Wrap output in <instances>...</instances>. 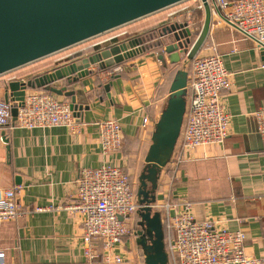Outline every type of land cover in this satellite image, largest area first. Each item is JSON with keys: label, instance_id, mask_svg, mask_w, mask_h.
<instances>
[{"label": "crops", "instance_id": "0c3cea01", "mask_svg": "<svg viewBox=\"0 0 264 264\" xmlns=\"http://www.w3.org/2000/svg\"><path fill=\"white\" fill-rule=\"evenodd\" d=\"M197 5L195 0L193 6L172 7L165 14L162 11L148 16L35 62L17 75L29 79L52 72L91 53L95 43L119 35L149 40L150 48L145 53L107 71L99 72L97 66H91L92 75L69 87L77 91V103L84 107L76 118L75 130H30L14 125L0 129V192L17 186L16 177H20L18 200L28 211L20 219L0 223V251L5 253L6 264H83V217L66 209L74 201L75 183L83 168L104 164L122 166L130 175L142 172L172 82L184 67L171 65L167 56L164 62L160 60L162 52L155 46L159 40L154 29L169 22H188L195 34V28L202 30L205 21V11L198 10ZM184 8L188 10L182 12ZM174 12L178 14L170 17ZM211 53L222 57L230 74L231 87L221 99L231 117L229 136L224 145L198 147L184 160L176 149L161 171L156 209L189 201L197 220L245 231V253L264 261V139L258 133L256 119L264 106V53L215 13L209 35L198 52L200 56ZM4 93L5 87L0 98ZM55 96L71 102L65 96ZM111 119L121 124L123 146L119 152L105 156L99 125ZM3 132L8 145L2 140ZM37 208L46 210L36 212ZM127 223L132 233L117 245V252L124 264H145L137 236L139 218L134 214Z\"/></svg>", "mask_w": 264, "mask_h": 264}, {"label": "built area", "instance_id": "2783aa9c", "mask_svg": "<svg viewBox=\"0 0 264 264\" xmlns=\"http://www.w3.org/2000/svg\"><path fill=\"white\" fill-rule=\"evenodd\" d=\"M203 1L196 0L198 10H204ZM205 1L212 14L220 15L221 20L252 39L258 49L264 50V0ZM177 14L171 13L170 17ZM189 64L192 73L188 78L187 109L175 148L180 160L198 147L224 145L230 130L231 117L221 99L223 92L230 89L231 80L222 57L216 53L197 54ZM27 80L10 75L4 83ZM12 108V102L0 98V129L13 125ZM256 119L258 133L264 139V106L256 113ZM147 123L145 118L144 125ZM14 126L30 130L63 127L73 131L77 124L69 103L58 100L55 94L44 89H35L27 90ZM99 126L103 154L109 156L119 152L123 146L120 122L111 119ZM75 186L74 201L66 209L83 217V264H124L117 245L132 233L127 220L139 208L131 175L122 166L114 164L86 167L81 170ZM20 192L18 185L0 192V223L15 221L28 213L19 203ZM159 209L168 264H264L263 260L245 253V231H231L217 227L212 221L197 220L191 202L169 203ZM45 210L35 209L36 212ZM5 258V253L0 251V264H6Z\"/></svg>", "mask_w": 264, "mask_h": 264}, {"label": "water", "instance_id": "95a60500", "mask_svg": "<svg viewBox=\"0 0 264 264\" xmlns=\"http://www.w3.org/2000/svg\"><path fill=\"white\" fill-rule=\"evenodd\" d=\"M186 1L189 0H0V77ZM203 2L205 21L194 42L188 22H169L154 29L159 40L156 47L162 52L160 60L164 62L167 56L171 65L183 64L184 67L172 82L167 105L155 127L146 165L138 177L139 208L135 214L139 218L137 236L145 264H168L162 217L156 209V193L161 171L172 160L184 123L189 78L187 65L209 35L212 11L209 3ZM125 37L123 34L93 45L91 53L85 57L52 72L5 85L4 100L12 102L13 125L27 90L35 89L70 99V108L78 118L84 107L77 103V91L69 90V87L83 83L92 75L91 66H97L99 72L111 70L150 48L146 38ZM57 84H61L60 87ZM111 85L106 87L107 91ZM2 140L9 144L5 132ZM7 150L10 151L9 146ZM21 184V178L16 177V185Z\"/></svg>", "mask_w": 264, "mask_h": 264}, {"label": "rangeland", "instance_id": "374dc122", "mask_svg": "<svg viewBox=\"0 0 264 264\" xmlns=\"http://www.w3.org/2000/svg\"><path fill=\"white\" fill-rule=\"evenodd\" d=\"M183 5H191V6H193V5H195V0H189V1H186V2H183V3H181V4H178V5H176V6H174V7H176V8H180V7H182ZM172 8V9H176V8ZM171 9V10H172ZM169 11V9L168 10H165V11H163L162 13H167ZM195 30H196V33L193 35V40L196 38V36H198L199 35V33L201 32V27L199 28V29H196L195 28ZM194 33V32H193ZM98 39H100V38H98ZM97 40V39H96ZM91 42V41H90ZM86 43H88V42H86ZM78 46H83V44H81V45H78ZM78 46H76V47H78ZM33 65H35V64H33ZM32 64H30V65H28V66H26V67H23V68H21V69H18L17 71H14L13 73H9V74H6V75H4V76H1V78H0V92H1V90H3L4 89V83H3V80H5V79H7L10 75H21L22 73H24V71L26 72L27 71V69L28 68H30V67H32L33 66ZM189 66V70H188V73L190 74V73H192V70L190 69V67H191V64H189L188 65ZM139 174L140 173H135V175H131L132 176V180H133V182H134V184L136 185V188L138 187V177H139Z\"/></svg>", "mask_w": 264, "mask_h": 264}, {"label": "trees", "instance_id": "16d2710c", "mask_svg": "<svg viewBox=\"0 0 264 264\" xmlns=\"http://www.w3.org/2000/svg\"><path fill=\"white\" fill-rule=\"evenodd\" d=\"M155 46H157V45H155ZM160 50H161V48L160 47H158ZM135 188H136V185H135Z\"/></svg>", "mask_w": 264, "mask_h": 264}]
</instances>
